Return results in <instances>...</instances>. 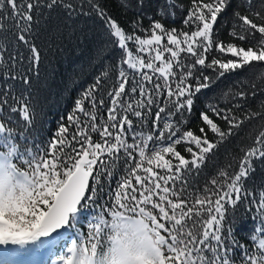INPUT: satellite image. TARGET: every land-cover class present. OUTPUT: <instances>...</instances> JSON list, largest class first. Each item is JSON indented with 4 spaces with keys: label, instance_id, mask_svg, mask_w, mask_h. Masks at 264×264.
Masks as SVG:
<instances>
[{
    "label": "snow or ice",
    "instance_id": "snow-or-ice-1",
    "mask_svg": "<svg viewBox=\"0 0 264 264\" xmlns=\"http://www.w3.org/2000/svg\"><path fill=\"white\" fill-rule=\"evenodd\" d=\"M117 2L137 17L130 32L99 0H0V246L50 242L68 231L70 243L52 264H264V178L253 176L257 167L264 172V102L255 113L239 103H209L200 112L207 130L184 129L195 96L226 74L247 67L238 84L264 93V0H242L233 9L229 35L246 48L224 44L214 29L233 0H192L182 29L164 23L175 15L176 0H159L152 15L144 11L146 0ZM91 16L104 29L93 59L103 64L120 50L116 81L107 100L96 95L109 77L111 66L105 68L74 101L69 124L38 141L35 120L47 69L56 54L88 38L80 24ZM257 116L258 134L241 137V125ZM233 138H240L234 146L242 155L231 154ZM182 142L195 146L185 149L190 160L176 149ZM222 147L230 162L203 189L189 191L190 174L217 159ZM241 205L245 215L237 219ZM245 220L241 241L236 233Z\"/></svg>",
    "mask_w": 264,
    "mask_h": 264
},
{
    "label": "trees",
    "instance_id": "trees-1",
    "mask_svg": "<svg viewBox=\"0 0 264 264\" xmlns=\"http://www.w3.org/2000/svg\"><path fill=\"white\" fill-rule=\"evenodd\" d=\"M101 6H103L108 14L116 20L119 25L124 28L126 31H131V22L136 20L137 17L132 11L125 13L118 5L117 0H99ZM159 0H146L144 11L150 15L155 13V4ZM242 3V0H233V4L229 7L224 13L220 14L217 22L214 25V29L218 34V40L222 41L224 44L234 43L238 46H248L246 42H241L239 40H234L230 35L229 31L232 27V13L233 9L237 4ZM178 7L175 8V15L164 18V23L168 27H175L177 29L187 28L183 24V19L186 18L187 11L192 7V0H176ZM241 14H244L245 9L241 7L239 9ZM160 19V17H156ZM86 23H81L80 27L84 29L87 33L88 38L84 40L83 43H73L70 44L62 54H56L52 60V64L48 67V75L46 82L44 84V91L40 97V104L37 108L35 127L37 129V139L38 141H47L54 136L60 124L68 125L67 116L73 111L74 101L80 96L81 92L86 90L90 85L95 83L96 77L100 76L105 68L111 69L109 71V77L103 78L104 82L101 85V91L96 93L99 97L104 95L105 100H107L106 92L110 90L115 81L117 73L114 68L119 62L120 50L115 49L112 51L109 59L105 60L103 64L101 62L93 59V49L99 43V37L103 33L104 29L102 27V21L97 17L91 16L83 18ZM259 23V21H257ZM142 24L145 28L149 26V20L145 17L142 20ZM144 35L143 33H140ZM259 35V34H257ZM134 51V48H133ZM144 55V54H140ZM166 56L170 54H165ZM186 55V54H182ZM214 56L221 57L224 59L232 58L229 53H219L215 52ZM235 59V58H233ZM158 63V62H157ZM126 67V65L124 66ZM197 68L200 66L197 65ZM44 68L41 69V72H44ZM145 71H148L145 69ZM205 71L212 75V69H205ZM248 73V68L246 67L243 72L232 73L230 75H225L223 78H220L214 87L202 90L201 93L195 96V103L192 108L191 115L185 113L188 117L187 122L184 125L185 130H192L196 135H201L199 129L203 126L207 130V125L203 124V121L200 119V112L207 111L206 105L209 103L216 104L218 107H227L232 108L236 103H239L247 109L248 112H258L259 105L261 102H264V93H261L258 90H254L252 87L247 84L244 85L243 89L237 82L238 77H242ZM252 74L261 73V69L252 68ZM264 75V73H261ZM139 78V77H138ZM251 78V76H250ZM42 79L44 77L42 76ZM131 79V78H130ZM195 85L196 81L193 79L190 81ZM258 82V81H257ZM151 87V85H147ZM174 87V84H173ZM245 91L247 93L246 98L242 99L238 96L233 98V95L238 91ZM223 93H228L229 98L224 99ZM255 93V94H253ZM86 107L88 106L85 102ZM233 112L243 118V113L238 108H233ZM77 115H79L77 113ZM208 115L217 122L222 128L226 127L225 122L219 120L211 112H208ZM106 119V115H105ZM135 121V117H132ZM260 117L257 116L253 120L246 121L241 125L240 136L244 137L247 133L251 132L253 139L256 134L260 131ZM163 127V124L160 125ZM71 131H75V128H72ZM213 134L209 131L208 137L211 139ZM94 140H99L100 137L98 134H93ZM130 139V138H129ZM240 138H233V143L228 145L232 155H242L239 152L238 148L235 147L236 141ZM241 143L250 144L251 141L248 139H241ZM193 147L194 145H189L185 142L176 146L177 151L181 153L186 159H191V154L188 153L185 149L187 147ZM26 147V145L21 144V149ZM33 149L36 150V145H32ZM221 155L215 159L206 162L202 169L197 173L193 170V173L189 176V191H193L194 187H199L203 189L204 185L208 183L214 175H216L217 169L224 167L227 163L230 162L231 156L224 154V148L222 147ZM166 159H172L171 156H166ZM178 163V161H174ZM121 165V174L123 173V162H120ZM23 167V165H21ZM157 171H161L157 169ZM254 178L259 181L261 178H264V172H261L259 167L257 171L253 174ZM118 178V177H117ZM107 183V182H106ZM115 182L113 181V187ZM211 187V185H208ZM107 199V196H105ZM237 219L242 218L245 215V209L241 205L236 211ZM82 230L87 232V229L81 225ZM247 231V221H243L237 230L238 238L243 241L244 235Z\"/></svg>",
    "mask_w": 264,
    "mask_h": 264
},
{
    "label": "rangeland",
    "instance_id": "rangeland-1",
    "mask_svg": "<svg viewBox=\"0 0 264 264\" xmlns=\"http://www.w3.org/2000/svg\"><path fill=\"white\" fill-rule=\"evenodd\" d=\"M163 43H166V39L163 41ZM53 242H55V240H53ZM42 244H43V242H42V243L37 242L36 244H34V249L40 251V247H42L41 249L43 250V249H44V248H43L44 246H43ZM17 246H18V245L2 246V247L0 248V255H2V256H6V255H9V254L12 255L11 252H12V251H15L14 254H13V256H15V257H19L20 254H22L23 252L19 251V249L17 250ZM33 253H34V252H33ZM33 253H32V254H33Z\"/></svg>",
    "mask_w": 264,
    "mask_h": 264
},
{
    "label": "water",
    "instance_id": "water-1",
    "mask_svg": "<svg viewBox=\"0 0 264 264\" xmlns=\"http://www.w3.org/2000/svg\"><path fill=\"white\" fill-rule=\"evenodd\" d=\"M55 235V234H54Z\"/></svg>",
    "mask_w": 264,
    "mask_h": 264
}]
</instances>
